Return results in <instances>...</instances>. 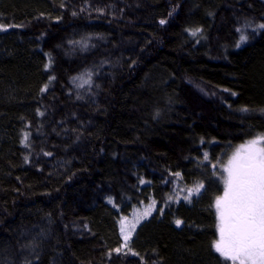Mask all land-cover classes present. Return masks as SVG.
Wrapping results in <instances>:
<instances>
[{
  "label": "trees",
  "instance_id": "16d2710c",
  "mask_svg": "<svg viewBox=\"0 0 264 264\" xmlns=\"http://www.w3.org/2000/svg\"><path fill=\"white\" fill-rule=\"evenodd\" d=\"M261 24L264 0H0V264H230L214 204L264 146Z\"/></svg>",
  "mask_w": 264,
  "mask_h": 264
},
{
  "label": "snow or ice",
  "instance_id": "6c2138e0",
  "mask_svg": "<svg viewBox=\"0 0 264 264\" xmlns=\"http://www.w3.org/2000/svg\"><path fill=\"white\" fill-rule=\"evenodd\" d=\"M259 27L264 28V24ZM245 39L241 34L240 40ZM256 144L257 141L250 142L249 147L237 151L229 160L225 168L224 194L215 201L219 239L214 241L213 247L233 264L237 261L264 264V148H257ZM201 187L203 185L189 189L188 197L198 193ZM149 213L150 209L144 215ZM180 223L176 221L178 226ZM135 227V223L130 227L122 223L121 232L126 242Z\"/></svg>",
  "mask_w": 264,
  "mask_h": 264
},
{
  "label": "rangeland",
  "instance_id": "374dc122",
  "mask_svg": "<svg viewBox=\"0 0 264 264\" xmlns=\"http://www.w3.org/2000/svg\"><path fill=\"white\" fill-rule=\"evenodd\" d=\"M252 141H257V144L255 145V147H257V148H264L262 142H260V141H261L260 138H258V139H254V140H251V141H247V142H245V143H242V144L238 145V146H237V147L231 152V154L229 155V157H228L226 163L223 165V168H222L223 182H224V178L227 176V172L225 171V168L228 166V162H229V160L234 156L235 153H237V151H243L244 148L249 147V146H250V142H252ZM223 194H224V187H223V192L221 193L220 196H223ZM196 195H197V193H193L191 196H196ZM191 196H190V197H191ZM220 196H219V197H220ZM109 203H110V201H109ZM214 205H215V204H214ZM149 209H150V213H149L147 216H145L144 213H145L146 211H148ZM215 210H216V207H215ZM155 212H156V207H155V205L150 204V205H145V206L133 207V208L131 209V211H130L126 216H122V217H121V219H120V221H119V230H120L119 232H120V237H121V240H122V243H123V244H122V245H123L122 250H125L126 247H128V245H129V243L131 242V240H132V238H133V236H134V234H135V231H136V229L139 227V225H140L141 223H143V222L149 220V219L154 215ZM216 213H217V212H216ZM137 220L139 221L138 223H137ZM122 223H123L126 227H130V225H131L132 223H135V224H136V227H135L134 230L131 231L130 238L127 240V242H126L125 239H124V234L121 232V225H122ZM180 225H181V223H180ZM180 225H179V226H180ZM217 225H218V223H217ZM217 232H218V228H217ZM218 239H219V233H218ZM218 239H217V240H218ZM125 245H126V246H125ZM216 253H217V252H216ZM218 255L220 256L219 253H218ZM220 257H222V256H220ZM222 258H223V257H222ZM224 259H225V258H224ZM228 261H229L230 264H233L232 261H230V260H228ZM236 264H239V262L237 261Z\"/></svg>",
  "mask_w": 264,
  "mask_h": 264
}]
</instances>
